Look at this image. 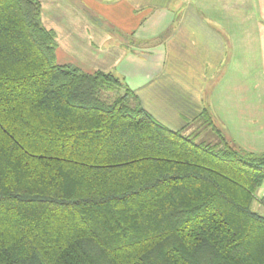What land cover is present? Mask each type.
<instances>
[{"label": "trees", "instance_id": "obj_1", "mask_svg": "<svg viewBox=\"0 0 264 264\" xmlns=\"http://www.w3.org/2000/svg\"><path fill=\"white\" fill-rule=\"evenodd\" d=\"M56 48L38 0H0V264H264V152Z\"/></svg>", "mask_w": 264, "mask_h": 264}, {"label": "crops", "instance_id": "obj_2", "mask_svg": "<svg viewBox=\"0 0 264 264\" xmlns=\"http://www.w3.org/2000/svg\"><path fill=\"white\" fill-rule=\"evenodd\" d=\"M38 1L59 64L112 73L171 130L208 108L235 144L264 152V0ZM253 208L264 215V183Z\"/></svg>", "mask_w": 264, "mask_h": 264}, {"label": "rangeland", "instance_id": "obj_3", "mask_svg": "<svg viewBox=\"0 0 264 264\" xmlns=\"http://www.w3.org/2000/svg\"><path fill=\"white\" fill-rule=\"evenodd\" d=\"M45 8V5L43 6V9ZM51 15H53L52 13H50ZM43 17H44V13L42 14V16H41V23L43 24V26H45V28H47L46 27V25H45V22H44V20H43ZM61 43H62V40H61ZM57 44H58V42H57ZM196 127H197V125L196 124H194L193 126H188V128H189V132L188 133H195V131H196ZM202 137H204V136H202ZM202 137H200L198 140H201V139H203Z\"/></svg>", "mask_w": 264, "mask_h": 264}]
</instances>
